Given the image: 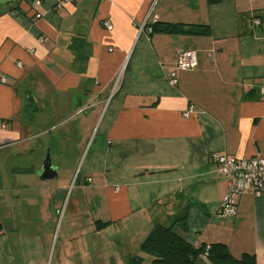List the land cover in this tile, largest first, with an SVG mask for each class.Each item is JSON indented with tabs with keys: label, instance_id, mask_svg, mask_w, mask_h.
<instances>
[{
	"label": "crops",
	"instance_id": "obj_1",
	"mask_svg": "<svg viewBox=\"0 0 264 264\" xmlns=\"http://www.w3.org/2000/svg\"><path fill=\"white\" fill-rule=\"evenodd\" d=\"M34 1L0 0V264H131L158 224L264 264V194L219 218L228 177L212 158L264 157V0ZM183 50L198 65L172 86ZM113 226L138 247L98 250Z\"/></svg>",
	"mask_w": 264,
	"mask_h": 264
},
{
	"label": "trees",
	"instance_id": "obj_2",
	"mask_svg": "<svg viewBox=\"0 0 264 264\" xmlns=\"http://www.w3.org/2000/svg\"><path fill=\"white\" fill-rule=\"evenodd\" d=\"M215 1V0H210ZM206 26L155 22L151 32L204 34ZM102 222L100 227L108 225ZM141 249L151 256L154 264H258L254 255L245 253L236 258L223 243L194 246L173 226L155 225L141 244ZM136 262V263H135ZM131 264H141L131 261Z\"/></svg>",
	"mask_w": 264,
	"mask_h": 264
},
{
	"label": "built area",
	"instance_id": "obj_3",
	"mask_svg": "<svg viewBox=\"0 0 264 264\" xmlns=\"http://www.w3.org/2000/svg\"><path fill=\"white\" fill-rule=\"evenodd\" d=\"M70 0H61L62 5ZM40 0H35L33 6H39ZM37 17L41 14L37 13ZM256 23L259 21L256 19ZM104 25L108 29L113 26L110 21H105ZM151 31V29H149ZM213 57V53L210 54ZM198 65V56L194 50H183L179 52L175 66L171 68L168 80L170 85L177 84V72L180 69H191ZM5 81V78H3ZM264 92V89H263ZM194 111V107H190L184 112V116L188 117ZM212 158L216 164L217 170L228 177V190L225 194L218 213L221 219H229L236 216L238 203L236 198L242 194L253 191L257 196L264 194V157L256 155L253 157H233L225 153H215Z\"/></svg>",
	"mask_w": 264,
	"mask_h": 264
},
{
	"label": "rangeland",
	"instance_id": "obj_4",
	"mask_svg": "<svg viewBox=\"0 0 264 264\" xmlns=\"http://www.w3.org/2000/svg\"><path fill=\"white\" fill-rule=\"evenodd\" d=\"M83 218L88 221L87 218H89V215H87L86 217L84 216ZM81 220H83V219H81ZM59 227L60 226L58 225L57 226V230H56L57 235H58ZM86 228H87V225L85 224V226H84V224H82L81 230L83 231V234L84 235L86 234V231H87ZM136 229L139 230L140 228H136ZM76 230L77 229H75L74 232ZM134 232H136L135 228H123L121 226H113L111 228H105V227L104 228H100L99 229V232H97L96 236L99 238L100 243L101 242H104V245L105 246L103 245V246L98 247V250H101L104 247L103 250L110 249V251H114V250L117 249L116 251H118L119 248H121V244H119L115 248L113 242L115 240H118L119 241V240L123 239L124 237H129V235H131L132 240H137V247H138L139 241H138L136 235L134 234ZM141 232H143V230L139 231V233H141ZM76 235L77 234H75V236ZM91 247H94V244L93 243H90L87 239H84L83 242H82V249L84 251H89V250H91ZM139 248H140V251H137L136 252L137 255H132V258L130 259V262L136 260V261H139L140 263H144V262H146L145 259L147 257H150V255L147 252L145 253V251L141 249V246Z\"/></svg>",
	"mask_w": 264,
	"mask_h": 264
},
{
	"label": "water",
	"instance_id": "obj_5",
	"mask_svg": "<svg viewBox=\"0 0 264 264\" xmlns=\"http://www.w3.org/2000/svg\"><path fill=\"white\" fill-rule=\"evenodd\" d=\"M54 169L52 168V163L50 160H46L43 165V172H42V178L48 177V175H52V171Z\"/></svg>",
	"mask_w": 264,
	"mask_h": 264
}]
</instances>
